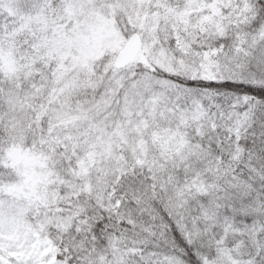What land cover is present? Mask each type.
Wrapping results in <instances>:
<instances>
[{
	"label": "snow or ice",
	"instance_id": "6c2138e0",
	"mask_svg": "<svg viewBox=\"0 0 264 264\" xmlns=\"http://www.w3.org/2000/svg\"><path fill=\"white\" fill-rule=\"evenodd\" d=\"M0 264H264V0H0Z\"/></svg>",
	"mask_w": 264,
	"mask_h": 264
}]
</instances>
